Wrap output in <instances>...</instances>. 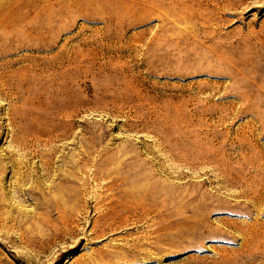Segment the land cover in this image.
<instances>
[{
	"label": "rangeland",
	"instance_id": "rangeland-1",
	"mask_svg": "<svg viewBox=\"0 0 264 264\" xmlns=\"http://www.w3.org/2000/svg\"><path fill=\"white\" fill-rule=\"evenodd\" d=\"M0 264H264V0H0Z\"/></svg>",
	"mask_w": 264,
	"mask_h": 264
}]
</instances>
